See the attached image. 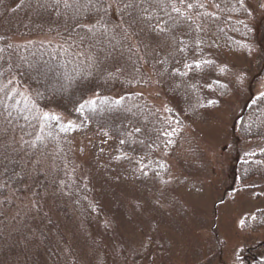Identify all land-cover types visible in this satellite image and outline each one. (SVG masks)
Returning <instances> with one entry per match:
<instances>
[{"label":"rangeland","instance_id":"374dc122","mask_svg":"<svg viewBox=\"0 0 264 264\" xmlns=\"http://www.w3.org/2000/svg\"><path fill=\"white\" fill-rule=\"evenodd\" d=\"M249 3L256 41L233 59L248 83L264 61V0ZM43 39H14L13 45L54 42ZM33 91L17 87L14 79L0 81V105L23 122L0 111V157L23 164L27 179L5 184L0 164V264H243L240 252L264 241V230L242 229L243 220L264 205L231 179V125L242 98L229 96L181 131L172 123L168 133L161 129L160 164L167 170L150 174L61 100L50 98L47 109L36 108ZM133 92L135 105L149 106L167 127L160 91L151 85ZM47 117L68 144L60 177H77L86 187L87 219L66 202L53 204L57 197L62 203L63 181H53L57 146L42 140ZM253 254V264H264L263 249Z\"/></svg>","mask_w":264,"mask_h":264},{"label":"trees","instance_id":"16d2710c","mask_svg":"<svg viewBox=\"0 0 264 264\" xmlns=\"http://www.w3.org/2000/svg\"><path fill=\"white\" fill-rule=\"evenodd\" d=\"M68 2L86 4L87 0ZM126 2L106 0L111 5L107 16L110 26L128 29V40L114 41L115 48L105 40L104 50L100 51L99 39H90L79 27L74 30L73 10L65 8L63 0H0V81L14 79L17 87L34 90L31 102L38 109H47L50 98L61 100L96 129L104 131L118 143L121 154L139 161L150 174H162L161 167L163 173L167 170L160 164L163 158L159 154L164 151L159 145L163 138L158 135L161 129L168 133L172 123L181 131L200 114L221 106L229 96H238L243 103L231 125V179L264 205V61L248 83L233 60L249 41H256L252 32L254 8L249 0H160V8L152 9L157 19L161 13L164 15L158 27L166 21L171 25L168 35L174 31L175 37L183 41L179 46L184 51H172L171 55L168 49L158 46L160 38L156 33L128 27L126 21L131 16L125 13L132 10L123 8ZM172 6L181 15L173 12L169 19L167 13ZM85 23L95 24V16L88 17ZM40 37L54 42H48L50 46L13 45L14 39L28 41ZM96 53L98 60L93 62ZM258 82L262 88L256 92ZM151 85L166 102L167 127L162 128L163 123L149 106L135 105L133 89ZM0 111L5 112L9 121L16 123L18 119L22 125L15 110L0 105ZM42 125V140L57 146L58 167L53 171V181L58 183L63 178L59 164L66 158L68 144L52 117L43 120ZM0 158L5 184L12 186L14 179L26 182L23 164L15 158ZM72 178L62 179V203L56 192L53 204L59 207L66 202L87 219L86 187L79 178ZM57 211L63 214L65 204ZM242 229L254 233L264 230V207L244 219ZM257 249L264 251V241L240 252L243 264H253Z\"/></svg>","mask_w":264,"mask_h":264},{"label":"snow or ice","instance_id":"6c2138e0","mask_svg":"<svg viewBox=\"0 0 264 264\" xmlns=\"http://www.w3.org/2000/svg\"><path fill=\"white\" fill-rule=\"evenodd\" d=\"M63 3L65 8L73 10V17L76 21L73 25L74 30L79 27L83 30L85 36L90 37V39H99L100 51L104 50L105 40L108 44H111L113 48H115L114 41L122 43L128 40V29L123 28L122 25L110 26V21L107 19V16L111 5L106 3V0H87L86 4L69 3L68 0H63ZM187 6L192 7L191 4ZM123 8L132 10L130 13H125L131 16V19L126 21L129 28L135 26L140 32L151 31L156 33L160 38L158 46L168 49L169 55H171L172 51H184V48L179 46L183 41L175 37L174 31H172L171 36L168 35V32L171 30L170 24L165 21L163 27H158L160 22L164 20V15L161 13L159 19H157L152 9L160 8V0H127V2L123 4ZM173 12L176 13L177 16L181 15L180 10L172 6L171 10L167 13L169 19L173 18ZM90 16H95L96 23L89 26L85 21ZM153 21H155V24ZM97 25L100 27H97ZM201 30H203V26H201ZM173 40L176 41L175 46L173 45ZM92 47L95 48L96 45L93 43ZM0 51H2V49H0ZM98 56L99 53H96L92 57V61L96 62ZM205 63H207V61H205ZM188 67L191 69L192 66L189 65ZM196 67H200V65L197 64Z\"/></svg>","mask_w":264,"mask_h":264}]
</instances>
